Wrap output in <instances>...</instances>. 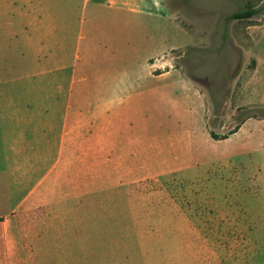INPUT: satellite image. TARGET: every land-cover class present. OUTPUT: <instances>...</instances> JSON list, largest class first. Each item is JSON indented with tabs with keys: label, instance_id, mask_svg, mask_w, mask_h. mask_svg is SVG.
Returning a JSON list of instances; mask_svg holds the SVG:
<instances>
[{
	"label": "crops",
	"instance_id": "0c3cea01",
	"mask_svg": "<svg viewBox=\"0 0 264 264\" xmlns=\"http://www.w3.org/2000/svg\"><path fill=\"white\" fill-rule=\"evenodd\" d=\"M240 1L0 0V264H131L133 223L170 227L176 251L198 250V226L229 236L201 211L243 200L239 157L258 142L264 157V119L213 138L209 93L174 54L193 25L224 36ZM247 34L233 112L264 109V22Z\"/></svg>",
	"mask_w": 264,
	"mask_h": 264
},
{
	"label": "rangeland",
	"instance_id": "374dc122",
	"mask_svg": "<svg viewBox=\"0 0 264 264\" xmlns=\"http://www.w3.org/2000/svg\"><path fill=\"white\" fill-rule=\"evenodd\" d=\"M249 1L251 0L234 3L231 5V10L237 11L238 7L240 11L244 10V5ZM252 3L254 9L262 11V13L250 21L227 23L224 36L221 31L217 33V29L214 30L212 25L208 28L198 27L193 25L191 23L193 21L190 19L191 22L185 19L188 24L193 25L191 47L174 54L177 56L175 65L189 76L197 79L201 86L208 91L212 111L211 125L215 132L221 135L229 134L235 127L240 126L243 119L249 114L259 111V109H249L245 112L238 110L233 112L230 103L232 91L241 72L246 66L251 65L247 46L249 40L247 26L260 25L264 22V0H252ZM235 5L238 7L235 8ZM0 41L2 46L7 45V36L5 35L2 40L0 38ZM222 41H225L226 49L220 50L219 47L223 46ZM239 47H242L243 50ZM20 68L24 69L26 66ZM253 134L256 135L257 140L264 141L261 130H255ZM258 145L259 142L254 148H249L247 152H244L247 154L239 157L243 200L232 199L234 201L222 203L209 199L207 205L211 206L210 210L204 208L201 211L208 214L203 220L207 225H212L216 220L225 224L232 221V226H228L232 227L228 234L230 237L226 235L225 231L217 232V228L214 230V226H208V230L204 227L203 231L198 226L195 229L198 250L196 252L193 248L183 250L180 243L176 251L175 244L169 237L170 227H162L166 232L159 236L160 232L157 227H155L156 230L146 233L147 229L153 227L152 225L143 226L144 234L142 236L139 225L133 223V228L137 229L138 234L132 238L135 249L131 248L130 250L131 264H176L180 261L179 264H184L182 260L190 255H196L197 264H264V157H260L255 152ZM117 174L118 172H113L114 182L117 180ZM223 196L224 194L219 195L220 198ZM229 196V193H225L226 199ZM240 207H242V211L239 214ZM213 211L216 215L211 213ZM247 219L252 222L250 228ZM132 221L134 222V219H131ZM188 221L191 222V218ZM194 222L192 219V223ZM235 223L237 224L233 225ZM176 228L181 231V238H183L187 226L184 227L180 224ZM231 233L232 235H230ZM189 261L191 262V259Z\"/></svg>",
	"mask_w": 264,
	"mask_h": 264
},
{
	"label": "trees",
	"instance_id": "16d2710c",
	"mask_svg": "<svg viewBox=\"0 0 264 264\" xmlns=\"http://www.w3.org/2000/svg\"><path fill=\"white\" fill-rule=\"evenodd\" d=\"M257 13V11L254 9L253 3L249 2L246 5V10L241 12V13H236L233 16L227 18V21L231 22V21H247V20H251L254 15ZM240 112H245V111H249V109H239ZM250 118H259V119H264V109H259V111H257L254 114H249L245 119H243V122L246 119H250ZM242 122V123H243ZM239 129V126L235 127L229 134L227 135H217L216 133H212L213 138L215 139H226L230 134H233L235 132H237V130Z\"/></svg>",
	"mask_w": 264,
	"mask_h": 264
}]
</instances>
